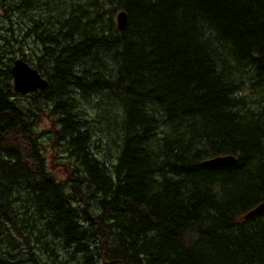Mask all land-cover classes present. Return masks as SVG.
I'll list each match as a JSON object with an SVG mask.
<instances>
[{"label": "trees", "instance_id": "16d2710c", "mask_svg": "<svg viewBox=\"0 0 264 264\" xmlns=\"http://www.w3.org/2000/svg\"><path fill=\"white\" fill-rule=\"evenodd\" d=\"M0 8V264H264V0ZM13 32L45 91L13 92Z\"/></svg>", "mask_w": 264, "mask_h": 264}, {"label": "water", "instance_id": "95a60500", "mask_svg": "<svg viewBox=\"0 0 264 264\" xmlns=\"http://www.w3.org/2000/svg\"><path fill=\"white\" fill-rule=\"evenodd\" d=\"M126 17L123 13H120L117 16V28L119 31H122L125 27ZM11 76L14 84V91L21 95H26L28 93H33L37 89L43 91L47 88V83L45 80L41 79L38 73L31 69L28 65L22 61H17L14 63V66L11 69ZM234 158L227 157H218L210 161L205 162L207 165L214 166H227L234 163ZM264 212V204L259 205L253 210L249 211L243 216L244 219H253L256 216Z\"/></svg>", "mask_w": 264, "mask_h": 264}, {"label": "rangeland", "instance_id": "374dc122", "mask_svg": "<svg viewBox=\"0 0 264 264\" xmlns=\"http://www.w3.org/2000/svg\"><path fill=\"white\" fill-rule=\"evenodd\" d=\"M2 14H3V10L0 8V20H1ZM6 32L7 31L4 28H0V38H6ZM22 36H24L26 38L25 39L26 41H24L23 47H20V46L19 47L22 49V53L25 57L24 58L25 60H22L20 53H16L15 55H4L3 59H5V58L9 59V58L15 57L14 61L20 59V60L26 62L30 67L34 68V66L37 65L36 58L38 56H40V54L38 53V47H37L36 43L34 42V40L29 38V36H27L26 33L13 32V34H11L12 38H18V40H19V38H22ZM7 62L8 61H6V63ZM12 64H10V65H12ZM40 74L43 75L41 70H40ZM77 100H78V109H77L78 115L84 116L85 118H89L92 121L91 125L93 126V128H92L93 134H98L100 136H103L105 127L102 126V124H95L94 123V122H98L97 120H99V119L95 118L97 113L94 111L93 108L90 107L92 105L90 104V106H89V104H86V102L83 100V98L81 96H78ZM47 125H48V123H47ZM52 170L55 171L56 166L54 168H52Z\"/></svg>", "mask_w": 264, "mask_h": 264}, {"label": "bare ground", "instance_id": "6f19581e", "mask_svg": "<svg viewBox=\"0 0 264 264\" xmlns=\"http://www.w3.org/2000/svg\"><path fill=\"white\" fill-rule=\"evenodd\" d=\"M220 157H227V156H220ZM216 158H218V157H216ZM214 159V158H213ZM210 160H212V159H210ZM210 160H208V161H210Z\"/></svg>", "mask_w": 264, "mask_h": 264}]
</instances>
